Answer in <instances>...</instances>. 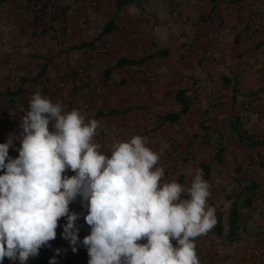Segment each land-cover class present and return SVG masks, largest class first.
Segmentation results:
<instances>
[{
  "label": "crops",
  "instance_id": "1",
  "mask_svg": "<svg viewBox=\"0 0 264 264\" xmlns=\"http://www.w3.org/2000/svg\"><path fill=\"white\" fill-rule=\"evenodd\" d=\"M35 91L98 120L103 153L141 134L160 153L164 181L188 186L189 170L202 169L222 229L196 238L201 264H264V0H135L120 9L115 0H0V143L21 134ZM70 208L81 213L82 240L87 210L79 197ZM64 223L50 241L64 250L58 264H88L86 248L73 252L62 238Z\"/></svg>",
  "mask_w": 264,
  "mask_h": 264
},
{
  "label": "clouds",
  "instance_id": "2",
  "mask_svg": "<svg viewBox=\"0 0 264 264\" xmlns=\"http://www.w3.org/2000/svg\"><path fill=\"white\" fill-rule=\"evenodd\" d=\"M20 127L19 136L0 143V264L6 257L29 264L51 247L61 218L62 238L73 252L82 244L88 264H201L196 238L217 223L202 169L189 170L188 186L164 181L160 153L141 134L103 153L95 140L99 121L41 91L32 94ZM78 197L90 226L82 240L81 213L70 208ZM60 251L49 264H58Z\"/></svg>",
  "mask_w": 264,
  "mask_h": 264
},
{
  "label": "trees",
  "instance_id": "3",
  "mask_svg": "<svg viewBox=\"0 0 264 264\" xmlns=\"http://www.w3.org/2000/svg\"><path fill=\"white\" fill-rule=\"evenodd\" d=\"M133 1H135V0H115V6L117 9H120L123 6L129 4ZM109 23L110 22H108L105 25V29ZM146 59H147V57H144V58H141V59H138L135 61V60L125 59V58H120L117 60V62L115 63V65L113 67H118V66H121V65L126 64V63L142 62ZM176 98H177V101L183 105L181 112H185L188 108V102H189L188 99L183 98V93L180 91L177 93ZM238 134L241 138L245 137V135H242L241 133H238ZM246 138H248L247 135H246ZM237 216H238V214H237L236 208L234 207L233 210L231 211V215H230L231 233H232V230H234V228H236L238 226ZM221 229H222V227H221L220 221H218V219H217V223L215 224V231L217 233H220ZM63 252H64V250L60 251V254L57 256V261ZM53 255H56L55 249H52L50 247H42L40 249L39 256L30 258L29 264H49V260Z\"/></svg>",
  "mask_w": 264,
  "mask_h": 264
},
{
  "label": "built area",
  "instance_id": "4",
  "mask_svg": "<svg viewBox=\"0 0 264 264\" xmlns=\"http://www.w3.org/2000/svg\"><path fill=\"white\" fill-rule=\"evenodd\" d=\"M154 79H155V74H150V75L146 76L144 82L142 83V89L145 90V91L148 90L149 85L151 84V82H153ZM31 96L32 95H30L27 98V105H28V107H29V100H30ZM170 170H172V169L170 168Z\"/></svg>",
  "mask_w": 264,
  "mask_h": 264
}]
</instances>
